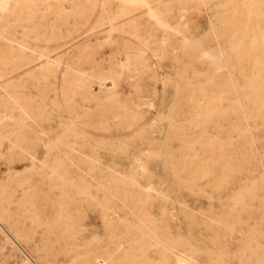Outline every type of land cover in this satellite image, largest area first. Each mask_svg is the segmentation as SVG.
<instances>
[{"label":"rangeland","instance_id":"1","mask_svg":"<svg viewBox=\"0 0 264 264\" xmlns=\"http://www.w3.org/2000/svg\"><path fill=\"white\" fill-rule=\"evenodd\" d=\"M0 198V264H264V0H0Z\"/></svg>","mask_w":264,"mask_h":264},{"label":"bare ground","instance_id":"2","mask_svg":"<svg viewBox=\"0 0 264 264\" xmlns=\"http://www.w3.org/2000/svg\"><path fill=\"white\" fill-rule=\"evenodd\" d=\"M130 1H131V0H130ZM139 1H140V0H139ZM137 2H138V1H137ZM145 4H146V3H145ZM4 5H5V4H4ZM146 6H148V5H146ZM152 18L155 19V17H152ZM158 25H160V23H159ZM161 25H162V24H161ZM164 25H165V24H164ZM165 26H166V25H165ZM166 27H167V26H166ZM8 37H9V36L6 37V38H7V41L11 42L12 39H11V38H8ZM9 45H10V46H9ZM9 45L7 46V48H10V54H11V53H13V51H12V46H11V44H9ZM2 203H3V201H2L1 198H0V219L4 220L6 223H8L9 226H10V228H11L12 230H14L15 233H19V232H20L19 237H21V239H26L23 230H22L21 228H19V226H18L19 219H18L17 217H13V216H11V215L9 214V212H8V208H7L5 205H3ZM62 233H63V232H62ZM74 247H75V246H74ZM77 247H78V246H77ZM35 254H36L38 257L44 259V260L42 261L41 264H56V263L58 262V261H56V260H54V259H52V261H51V260H49L48 258H46V255H45L44 251H42V250H40V249L35 248ZM132 261H133V260H132Z\"/></svg>","mask_w":264,"mask_h":264}]
</instances>
